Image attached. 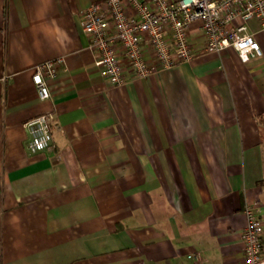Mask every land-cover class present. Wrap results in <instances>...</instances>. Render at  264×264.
Here are the masks:
<instances>
[{"label":"crops","instance_id":"1","mask_svg":"<svg viewBox=\"0 0 264 264\" xmlns=\"http://www.w3.org/2000/svg\"><path fill=\"white\" fill-rule=\"evenodd\" d=\"M101 0H0V264H244V207L264 219L263 55L206 51L120 86L82 12ZM64 57L41 99L35 64ZM53 113L54 148L25 125ZM196 254L200 258H196Z\"/></svg>","mask_w":264,"mask_h":264},{"label":"built area","instance_id":"2","mask_svg":"<svg viewBox=\"0 0 264 264\" xmlns=\"http://www.w3.org/2000/svg\"><path fill=\"white\" fill-rule=\"evenodd\" d=\"M82 26L89 48L105 80L120 86L129 75L151 76L164 68L191 60L195 51L190 29L201 23L208 52L235 49L240 59L262 56L255 35L248 31L249 20L260 21L264 31V0H101L82 12ZM64 57L41 61L32 67V80L41 99L51 97L50 79L59 73ZM53 113L31 117L27 149L54 148ZM247 218L242 230L244 264H264V219L258 202L244 207ZM200 258L199 254L195 255Z\"/></svg>","mask_w":264,"mask_h":264}]
</instances>
